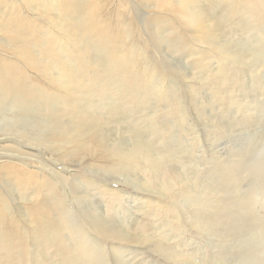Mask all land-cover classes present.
I'll use <instances>...</instances> for the list:
<instances>
[{
  "label": "rangeland",
  "instance_id": "obj_1",
  "mask_svg": "<svg viewBox=\"0 0 264 264\" xmlns=\"http://www.w3.org/2000/svg\"><path fill=\"white\" fill-rule=\"evenodd\" d=\"M257 142L264 0H0V264H229Z\"/></svg>",
  "mask_w": 264,
  "mask_h": 264
},
{
  "label": "clouds",
  "instance_id": "obj_2",
  "mask_svg": "<svg viewBox=\"0 0 264 264\" xmlns=\"http://www.w3.org/2000/svg\"><path fill=\"white\" fill-rule=\"evenodd\" d=\"M221 244L229 264H264V142L255 143L229 178Z\"/></svg>",
  "mask_w": 264,
  "mask_h": 264
},
{
  "label": "bare ground",
  "instance_id": "obj_3",
  "mask_svg": "<svg viewBox=\"0 0 264 264\" xmlns=\"http://www.w3.org/2000/svg\"><path fill=\"white\" fill-rule=\"evenodd\" d=\"M63 3H65L66 5H68V4H69V2H67V1H64Z\"/></svg>",
  "mask_w": 264,
  "mask_h": 264
}]
</instances>
